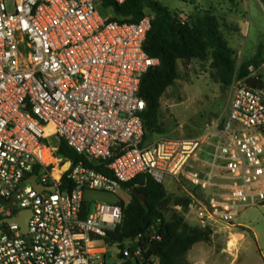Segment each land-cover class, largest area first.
<instances>
[{
  "label": "built area",
  "instance_id": "2783aa9c",
  "mask_svg": "<svg viewBox=\"0 0 264 264\" xmlns=\"http://www.w3.org/2000/svg\"><path fill=\"white\" fill-rule=\"evenodd\" d=\"M98 2L0 0V264H107L112 249L124 264H160L155 227L115 239L124 204L84 199L139 176L183 177L202 228L236 227L264 203V93L245 84L264 85V59L233 80L222 122L145 142L140 84L159 65L144 51L152 17L112 21ZM61 141L76 164L56 155ZM205 144L213 151L195 167Z\"/></svg>",
  "mask_w": 264,
  "mask_h": 264
},
{
  "label": "rangeland",
  "instance_id": "374dc122",
  "mask_svg": "<svg viewBox=\"0 0 264 264\" xmlns=\"http://www.w3.org/2000/svg\"><path fill=\"white\" fill-rule=\"evenodd\" d=\"M170 11L176 12L182 20H189L197 14L210 12L219 21L220 30L228 46L234 52L237 68L243 63L264 59V0H156ZM97 7L103 18H113L114 12ZM151 16L152 12L146 10ZM182 76L170 87L160 101L158 122L161 133H150L148 141L160 137L196 138L206 126L222 122L226 117L231 90L224 88L210 58L201 61L178 64ZM167 193L165 203L160 207L166 221L178 215L192 227H201L194 215L191 201L185 206L180 203L189 198L194 190L181 177L177 182L167 178L164 182ZM87 203L112 204L121 201L126 206L130 192L119 187L113 194L87 192ZM190 200V199H189ZM208 243L194 245L186 254L189 264H264V205L242 210L236 220V227L213 224ZM237 239V242H234ZM229 243L234 247L229 248ZM111 251V250H110ZM113 257H107V264H124L112 249Z\"/></svg>",
  "mask_w": 264,
  "mask_h": 264
},
{
  "label": "trees",
  "instance_id": "16d2710c",
  "mask_svg": "<svg viewBox=\"0 0 264 264\" xmlns=\"http://www.w3.org/2000/svg\"><path fill=\"white\" fill-rule=\"evenodd\" d=\"M99 3L113 10L115 16L111 18L112 21L137 23L147 15V9L152 12L144 51L149 57L157 59L159 65L152 67L142 77L140 84L139 97L145 102L142 115L145 142L150 133H161L158 122L160 101L167 90L182 78L178 68L180 62H203L210 58L220 84L229 88L235 78H245L251 73L250 69L256 70L263 61L254 59L237 68L234 52L221 33L218 19L210 12L182 21L176 12L156 0H126L121 5L108 0H99ZM56 155L73 164L80 159L62 141L56 144ZM122 187L129 190L131 200L124 206L122 224L113 238H131L155 227L161 240L150 247V253L159 257L160 264H189L186 254L191 248L210 241L212 232L209 228L189 226L178 215L172 216L170 221L165 220L160 209L167 198L163 185L146 176H139ZM132 189L144 196L145 205L131 194ZM189 201L186 198L180 203L186 206Z\"/></svg>",
  "mask_w": 264,
  "mask_h": 264
},
{
  "label": "water",
  "instance_id": "95a60500",
  "mask_svg": "<svg viewBox=\"0 0 264 264\" xmlns=\"http://www.w3.org/2000/svg\"><path fill=\"white\" fill-rule=\"evenodd\" d=\"M245 84H246L247 87H249L251 89L262 90V92L264 93V85H263V83L260 80L256 79V78H253V77L247 78L245 80ZM31 182H32V184H34V179ZM36 188L38 190H40V191L42 190V188H40L38 186H36ZM49 191H53V189L49 188ZM131 194L133 196H135L140 201V203L142 205H145L144 196L141 195L136 189H132L131 190ZM26 217H27V213H25V218L21 221L23 229H25V227H26Z\"/></svg>",
  "mask_w": 264,
  "mask_h": 264
},
{
  "label": "crops",
  "instance_id": "0c3cea01",
  "mask_svg": "<svg viewBox=\"0 0 264 264\" xmlns=\"http://www.w3.org/2000/svg\"><path fill=\"white\" fill-rule=\"evenodd\" d=\"M205 129V128H204ZM203 129V130H204ZM203 132V131H202ZM201 132V133H202ZM201 135V134H200ZM199 135V136H200ZM213 151V148L211 147V146H209V145H203L202 146V148H201V151H200V154H199V161L198 162H196L194 165H195V167H202V162H203V160H205V159H207V155L209 154V153H211Z\"/></svg>",
  "mask_w": 264,
  "mask_h": 264
},
{
  "label": "bare ground",
  "instance_id": "6f19581e",
  "mask_svg": "<svg viewBox=\"0 0 264 264\" xmlns=\"http://www.w3.org/2000/svg\"><path fill=\"white\" fill-rule=\"evenodd\" d=\"M238 240L237 239H235V241L234 242H237ZM229 248H232V247H234V243H229Z\"/></svg>",
  "mask_w": 264,
  "mask_h": 264
}]
</instances>
